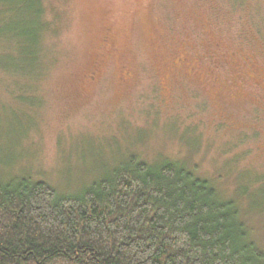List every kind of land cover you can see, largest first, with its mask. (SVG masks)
I'll return each instance as SVG.
<instances>
[{
    "label": "rangeland",
    "instance_id": "rangeland-1",
    "mask_svg": "<svg viewBox=\"0 0 264 264\" xmlns=\"http://www.w3.org/2000/svg\"><path fill=\"white\" fill-rule=\"evenodd\" d=\"M44 72L0 71V180L74 193L171 159L243 207L264 249V0H43Z\"/></svg>",
    "mask_w": 264,
    "mask_h": 264
},
{
    "label": "trees",
    "instance_id": "trees-1",
    "mask_svg": "<svg viewBox=\"0 0 264 264\" xmlns=\"http://www.w3.org/2000/svg\"><path fill=\"white\" fill-rule=\"evenodd\" d=\"M44 6L0 0V71L23 87L44 72ZM242 210L171 159L127 157L69 194L15 175L0 180V264H264Z\"/></svg>",
    "mask_w": 264,
    "mask_h": 264
}]
</instances>
